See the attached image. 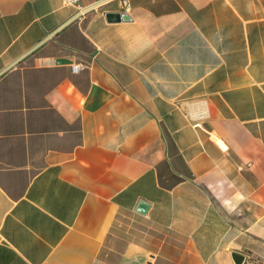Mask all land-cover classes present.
<instances>
[{
    "label": "crops",
    "instance_id": "crops-1",
    "mask_svg": "<svg viewBox=\"0 0 264 264\" xmlns=\"http://www.w3.org/2000/svg\"><path fill=\"white\" fill-rule=\"evenodd\" d=\"M126 1L0 0V264H264V0Z\"/></svg>",
    "mask_w": 264,
    "mask_h": 264
},
{
    "label": "water",
    "instance_id": "water-1",
    "mask_svg": "<svg viewBox=\"0 0 264 264\" xmlns=\"http://www.w3.org/2000/svg\"><path fill=\"white\" fill-rule=\"evenodd\" d=\"M105 19L107 21H117V20H128L130 19L129 15L124 11H106L104 13ZM56 62H67L68 59L64 57H57ZM147 203L140 199L136 205V210L144 212L146 209ZM231 257L234 260L235 264H240L243 259V255L237 251H232Z\"/></svg>",
    "mask_w": 264,
    "mask_h": 264
},
{
    "label": "built area",
    "instance_id": "built-area-1",
    "mask_svg": "<svg viewBox=\"0 0 264 264\" xmlns=\"http://www.w3.org/2000/svg\"><path fill=\"white\" fill-rule=\"evenodd\" d=\"M66 1H68V2H75V0H66ZM121 3L124 6V9L126 11L127 8H128L127 1L126 0H121ZM70 67H71V69L73 71H76V70L84 67V64L79 62V63L71 64ZM244 264H256V260L254 258H252L251 256L246 255V256H244Z\"/></svg>",
    "mask_w": 264,
    "mask_h": 264
},
{
    "label": "clouds",
    "instance_id": "clouds-1",
    "mask_svg": "<svg viewBox=\"0 0 264 264\" xmlns=\"http://www.w3.org/2000/svg\"><path fill=\"white\" fill-rule=\"evenodd\" d=\"M239 199H243V197L240 196ZM224 203H225V206H226V207L229 206V205H231V201H225ZM233 207H234V206H233ZM229 210H231V207L229 208Z\"/></svg>",
    "mask_w": 264,
    "mask_h": 264
},
{
    "label": "trees",
    "instance_id": "trees-1",
    "mask_svg": "<svg viewBox=\"0 0 264 264\" xmlns=\"http://www.w3.org/2000/svg\"><path fill=\"white\" fill-rule=\"evenodd\" d=\"M252 258H254V257H252ZM255 259V258H254ZM256 260V259H255Z\"/></svg>",
    "mask_w": 264,
    "mask_h": 264
}]
</instances>
